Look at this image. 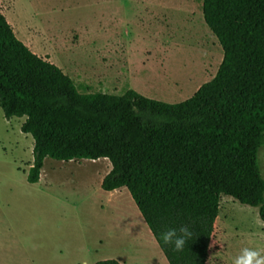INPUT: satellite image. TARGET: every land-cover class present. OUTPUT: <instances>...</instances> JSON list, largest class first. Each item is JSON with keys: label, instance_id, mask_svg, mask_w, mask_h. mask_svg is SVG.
<instances>
[{"label": "rangeland", "instance_id": "1", "mask_svg": "<svg viewBox=\"0 0 264 264\" xmlns=\"http://www.w3.org/2000/svg\"><path fill=\"white\" fill-rule=\"evenodd\" d=\"M0 8L16 37L81 93L133 89L177 103L223 57L202 0H0ZM24 120L0 109V264H167L127 189H101L105 159L46 157L39 180L27 182L33 138ZM257 156L264 178V144ZM243 247L264 249V223L256 207L222 195L206 264H232Z\"/></svg>", "mask_w": 264, "mask_h": 264}, {"label": "trees", "instance_id": "2", "mask_svg": "<svg viewBox=\"0 0 264 264\" xmlns=\"http://www.w3.org/2000/svg\"><path fill=\"white\" fill-rule=\"evenodd\" d=\"M223 57L214 77L168 103L129 89L80 93L56 64L19 40L0 8V109L33 138L28 183L46 157L107 158L105 191L126 188L168 264H206L222 195L264 223V0H202ZM188 225L182 252L160 239ZM94 264H121L109 258Z\"/></svg>", "mask_w": 264, "mask_h": 264}, {"label": "clouds", "instance_id": "3", "mask_svg": "<svg viewBox=\"0 0 264 264\" xmlns=\"http://www.w3.org/2000/svg\"><path fill=\"white\" fill-rule=\"evenodd\" d=\"M192 237L193 232L186 224L178 228H168L160 234V239L164 244L172 246L173 250L177 252H182ZM210 261L211 259L209 264ZM232 264H264V249L243 247L239 254L233 258Z\"/></svg>", "mask_w": 264, "mask_h": 264}, {"label": "crops", "instance_id": "4", "mask_svg": "<svg viewBox=\"0 0 264 264\" xmlns=\"http://www.w3.org/2000/svg\"><path fill=\"white\" fill-rule=\"evenodd\" d=\"M3 13V12H2ZM6 18V17H5ZM12 26V25H11ZM13 28V27H12ZM13 31H15V29L13 28ZM15 33V32H14ZM27 46V45H26ZM28 47V46H27ZM29 48V47H28ZM30 49V48H29ZM32 51V50H31ZM33 52V51H32ZM38 55V54H37ZM43 57V56H42ZM43 58H46V56L45 57H43ZM47 59L49 60V58H48V56H47ZM50 61V60H49ZM121 60L119 59L118 60V62H120ZM59 67V66H58ZM127 71V74H130L131 72H129V69H127L126 70ZM124 73H125V71H124ZM66 74V73H65ZM132 74V73H131ZM155 74H157V73H155ZM159 75V74H158ZM127 90H129V89H127ZM126 90V91H127ZM133 90V89H132ZM197 90V89H196ZM195 90V91H196ZM194 91V92H195ZM137 92V91H136ZM193 92V93H194ZM81 93V92H80ZM97 93V92H96ZM139 93V92H138ZM192 93V94H193ZM123 94V93H122ZM190 97V96H189ZM188 97V98H189ZM149 98V97H148ZM187 99V98H186ZM185 100V99H184ZM183 101V100H182ZM165 102V101H164ZM100 159H105V160H103L102 162H105L104 164H105V172H104V174L106 175L109 171H110V169H111V163H110V161L107 159V158H99V160ZM80 160H82V159H80ZM96 160H98V159H96ZM104 175V176H105ZM104 176H102L101 177V180H102V178L104 177ZM101 183V182H100ZM102 189V188H101ZM120 188H118V189H114V190H112V191H107L110 195H113V194H115V192H118V190H119ZM103 190V189H102ZM105 191V190H104ZM136 206V205H135ZM137 208V207H136ZM141 215V214H140ZM142 217V216H141ZM143 219V218H142ZM147 226V225H146ZM148 228V227H147ZM149 230V229H148ZM152 235V234H151ZM156 242V241H155ZM156 245H157V243H156ZM158 246V245H157ZM159 252H161V250L159 251ZM160 254H162V252L160 253ZM163 255V254H162ZM163 257H164V255H163ZM107 259H109V258H107ZM164 259H165V257H164ZM35 259H32V261H34ZM102 260V259H101ZM166 260V259H165ZM31 261V262H32ZM96 261H98V259L97 260H94L93 262H92V264H94ZM119 261V260H118ZM120 262V261H119ZM167 262V261H166ZM33 263V262H32ZM121 264H123V262L121 261L120 262ZM168 264V263H167Z\"/></svg>", "mask_w": 264, "mask_h": 264}]
</instances>
